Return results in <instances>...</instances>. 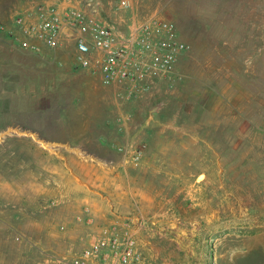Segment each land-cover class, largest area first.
I'll list each match as a JSON object with an SVG mask.
<instances>
[{
  "label": "rangeland",
  "instance_id": "rangeland-1",
  "mask_svg": "<svg viewBox=\"0 0 264 264\" xmlns=\"http://www.w3.org/2000/svg\"><path fill=\"white\" fill-rule=\"evenodd\" d=\"M162 23L166 73L76 62L95 26L130 52ZM104 226L134 264H264V0H0V264H74Z\"/></svg>",
  "mask_w": 264,
  "mask_h": 264
},
{
  "label": "built area",
  "instance_id": "built-area-1",
  "mask_svg": "<svg viewBox=\"0 0 264 264\" xmlns=\"http://www.w3.org/2000/svg\"><path fill=\"white\" fill-rule=\"evenodd\" d=\"M122 4L129 6L127 1ZM152 26L147 24L144 31L153 32L156 41L141 40L136 49L130 52L127 47H116L115 36L110 28L95 26L90 39L80 38L78 41L76 59L79 66L88 69L97 64L107 85L116 80L137 81L147 74L168 72L184 45L178 41L175 31L168 23ZM29 33L32 37L39 36L47 45L54 46L60 33L59 20L52 15L43 14ZM29 48L38 49L32 43ZM97 56L100 57L96 59ZM127 57L126 67L123 63ZM132 91L128 98L133 94ZM137 247L138 240L133 232L119 226H104L98 231L96 238L76 256L74 264H134Z\"/></svg>",
  "mask_w": 264,
  "mask_h": 264
},
{
  "label": "crops",
  "instance_id": "crops-1",
  "mask_svg": "<svg viewBox=\"0 0 264 264\" xmlns=\"http://www.w3.org/2000/svg\"><path fill=\"white\" fill-rule=\"evenodd\" d=\"M61 32H62V31H61ZM62 33H63V32H62ZM62 33H61V34H62ZM62 37H63V34L61 35V38H62ZM30 49H31V48H30ZM76 62H77V64L79 65L77 59H76ZM80 69H81V68H80ZM98 69H99V67H98ZM82 70H88V71H91V70H92V71H93V68H88V69H83V68H82ZM98 72H99V74H100V76H101L102 85H103L105 88L110 87L111 85H107V84L104 83V81H103V74L100 72V70H98ZM148 197H149V198H147V199H148V201H149L151 195L149 194Z\"/></svg>",
  "mask_w": 264,
  "mask_h": 264
},
{
  "label": "bare ground",
  "instance_id": "bare-ground-1",
  "mask_svg": "<svg viewBox=\"0 0 264 264\" xmlns=\"http://www.w3.org/2000/svg\"><path fill=\"white\" fill-rule=\"evenodd\" d=\"M202 178V177H201Z\"/></svg>",
  "mask_w": 264,
  "mask_h": 264
}]
</instances>
